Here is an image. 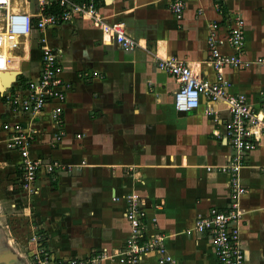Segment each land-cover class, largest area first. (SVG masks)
Masks as SVG:
<instances>
[{
    "label": "crops",
    "instance_id": "0c3cea01",
    "mask_svg": "<svg viewBox=\"0 0 264 264\" xmlns=\"http://www.w3.org/2000/svg\"><path fill=\"white\" fill-rule=\"evenodd\" d=\"M183 1L184 15L177 18L170 0H94L100 22L74 16L31 36L5 35L0 20V51L8 55L0 69L21 71L0 92V264H35L42 246L59 260L103 256L101 264H125L134 233L130 196L143 201L138 231L144 239L162 236L165 248L164 255L149 250L139 264H161L164 256L168 264H218L212 234L195 224L213 207L230 206L231 175L219 167L234 155L226 136L231 113L224 101L206 96L195 110L178 111L179 83L161 62L177 56L204 78L223 76L230 93H244L258 108L264 63L255 60L264 57V0ZM10 9L38 20V0H11ZM237 19L244 20L238 53L253 64L227 65L220 74L209 64L210 41L224 55L236 53L229 37ZM116 22L137 48H122L104 26ZM43 46L60 56L66 97L40 113H21L9 99L26 94L40 76ZM17 125L33 134V158L65 166L42 171L36 192L21 187L23 157L7 145ZM241 161L244 264H264V131Z\"/></svg>",
    "mask_w": 264,
    "mask_h": 264
},
{
    "label": "built area",
    "instance_id": "2783aa9c",
    "mask_svg": "<svg viewBox=\"0 0 264 264\" xmlns=\"http://www.w3.org/2000/svg\"><path fill=\"white\" fill-rule=\"evenodd\" d=\"M39 13L35 22L33 14L10 9L11 0H0V20L3 24V33L10 37L31 36L34 29H44L48 25L57 26L60 22L70 21L74 16H92L101 21L94 0H38ZM170 8L177 18L184 15L185 2L183 0H170ZM50 11H47V10ZM100 20V21H99ZM114 34L116 42L124 49L133 50L139 46L138 41L126 32L121 22L104 25ZM244 20L237 19L229 41L234 47V54L224 55L214 41H210L211 54L209 64L222 74L227 65L236 68H245L253 61L244 60L239 55L244 42ZM16 45V43H13ZM3 60V59H2ZM255 62L264 63V57H258ZM161 66L166 68L179 83L175 93V107L178 111H191L199 107L202 96L212 101L222 100L226 103L231 113V119L226 127V136L234 150L230 163L219 167L221 172H227L230 177V206L228 210L213 207L206 216H199L196 220L195 230L198 232L209 231L213 236L218 264H244L245 250L242 246L240 222L242 211L239 205L241 195L246 192V187L241 183L240 170L242 157L248 151L256 149L261 133L264 131V99L258 108H254L244 93H230L229 81L223 76L212 81L204 78L195 71L185 60L177 56L165 58ZM63 66L59 54L48 46H43L42 69L36 82H31L28 92L17 93L10 96V103L16 111L21 113L37 114L42 112L49 102L65 100L62 90L61 73ZM56 115L62 112V106L54 108ZM212 110H208L211 114ZM80 137V135H78ZM59 139V137H57ZM33 134L21 125H17L8 140V147L18 149L23 157L21 187L30 192L38 190L37 179L42 171L53 172L65 166L58 162H45L40 158H33L30 147ZM210 171L211 166L207 167ZM145 216L143 201L136 196L128 199V217L133 226L134 233L126 242L125 264H139L143 254L149 250H156L164 255L162 236L144 239L138 231L142 227ZM35 241L39 240L36 235ZM35 264H101L104 258H71L59 260L44 246L35 253ZM161 264L171 263L170 256L160 259Z\"/></svg>",
    "mask_w": 264,
    "mask_h": 264
},
{
    "label": "water",
    "instance_id": "95a60500",
    "mask_svg": "<svg viewBox=\"0 0 264 264\" xmlns=\"http://www.w3.org/2000/svg\"><path fill=\"white\" fill-rule=\"evenodd\" d=\"M19 74H21V71H15V70H12L11 72L2 73L3 78H6V80L3 79L2 83H0V92L3 93L7 88H9L12 82H14L17 79Z\"/></svg>",
    "mask_w": 264,
    "mask_h": 264
},
{
    "label": "rangeland",
    "instance_id": "374dc122",
    "mask_svg": "<svg viewBox=\"0 0 264 264\" xmlns=\"http://www.w3.org/2000/svg\"><path fill=\"white\" fill-rule=\"evenodd\" d=\"M11 46H14V47H17V45H11ZM12 48V47H11ZM0 50H1V48H0ZM3 59V60H2ZM7 59H8V55H6V53L5 52H2V51H0V66H4V64L2 63V61L4 62L5 60L7 61ZM22 218V217H21ZM40 233V232H39ZM41 234V233H40ZM35 235V234H34ZM33 235V236H34ZM33 236H32V232H31V234H30V238L32 239V240H34L33 239ZM37 236V235H36ZM30 239V240H31ZM36 249V248H35Z\"/></svg>",
    "mask_w": 264,
    "mask_h": 264
},
{
    "label": "bare ground",
    "instance_id": "6f19581e",
    "mask_svg": "<svg viewBox=\"0 0 264 264\" xmlns=\"http://www.w3.org/2000/svg\"><path fill=\"white\" fill-rule=\"evenodd\" d=\"M1 69H0V83H2L3 79L6 80V78H3L2 73H4V72H11L12 71L11 69H8V70H1ZM15 71H19V69L17 68V69H15Z\"/></svg>",
    "mask_w": 264,
    "mask_h": 264
}]
</instances>
